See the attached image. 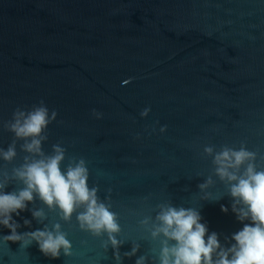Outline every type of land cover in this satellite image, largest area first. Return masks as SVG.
I'll use <instances>...</instances> for the list:
<instances>
[{"label":"water","instance_id":"1","mask_svg":"<svg viewBox=\"0 0 264 264\" xmlns=\"http://www.w3.org/2000/svg\"><path fill=\"white\" fill-rule=\"evenodd\" d=\"M42 100L58 114L43 151L65 148V169L87 161L89 186L119 216L121 255L139 244L158 264L160 241L140 221L155 224L162 204L199 210L227 246L243 224L214 157L245 146L264 168V0H0V148L16 139L5 127L15 110ZM23 143L11 163L0 158L9 176L29 155ZM20 187L11 180L7 191ZM16 219L31 221L21 232L59 222L72 255L5 244L0 228V264H117L107 235L81 230L75 215L63 221L39 198Z\"/></svg>","mask_w":264,"mask_h":264},{"label":"clouds","instance_id":"2","mask_svg":"<svg viewBox=\"0 0 264 264\" xmlns=\"http://www.w3.org/2000/svg\"><path fill=\"white\" fill-rule=\"evenodd\" d=\"M147 112L145 110L142 115ZM57 115L54 110L50 114L42 100L30 110L17 108L12 120L5 125L16 139L7 149L0 148V158L9 163L16 158V140L24 141L21 148L29 154L24 157L23 164L12 169L11 176L0 170L6 177L0 181V228L9 230V234L3 235L5 244L18 243L28 248L35 243L52 259H59L62 253L72 255V243L59 222L51 229L45 226L19 231L22 227H31V221L25 219L21 224L16 217L29 211V204L39 198L49 209H58L63 221L70 223L75 215L81 230L96 237L107 235L104 247L107 250L110 245L117 264H122L125 257H135V264H146L148 255H138L139 244L121 255L124 242L118 238L122 232L119 216L111 210L110 203L100 199L98 186H89L87 161L73 157L65 169L62 168L66 160L65 148L54 144L52 154L43 151L42 143L48 139L46 130ZM205 152L211 155L213 148L206 147ZM256 159L257 153L245 146L238 150L225 146L214 157L215 173L226 182L233 201L231 210L243 224L231 235L229 245L222 246L218 233L209 234L200 211L195 208L162 204L155 224H151L150 217L140 221L151 238L160 241L158 252L152 250L158 264H264V168L257 167ZM11 180L19 181L23 187L7 191ZM211 184L213 180L208 177L198 187L206 189ZM221 210L229 211L224 205ZM32 217L41 220L45 214L42 209L33 210Z\"/></svg>","mask_w":264,"mask_h":264}]
</instances>
